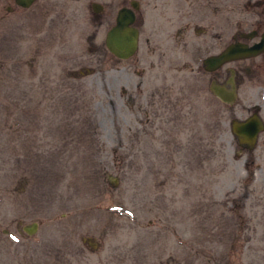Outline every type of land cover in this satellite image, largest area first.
Wrapping results in <instances>:
<instances>
[{
  "label": "rangeland",
  "instance_id": "rangeland-1",
  "mask_svg": "<svg viewBox=\"0 0 264 264\" xmlns=\"http://www.w3.org/2000/svg\"><path fill=\"white\" fill-rule=\"evenodd\" d=\"M125 3L0 0V264H264V130L230 128L264 121V62L206 71L211 42L155 20L118 59L103 37ZM254 24L264 0H224L225 44ZM231 69L227 103L210 84Z\"/></svg>",
  "mask_w": 264,
  "mask_h": 264
},
{
  "label": "flooded vegetation",
  "instance_id": "flooded-vegetation-1",
  "mask_svg": "<svg viewBox=\"0 0 264 264\" xmlns=\"http://www.w3.org/2000/svg\"><path fill=\"white\" fill-rule=\"evenodd\" d=\"M96 2V1H92ZM91 2V3H92ZM131 2L135 4V7L131 5ZM90 3V7H91ZM99 4L98 10L92 11L98 13L102 10L103 6L101 3ZM126 6L133 11V22L131 23L137 30V46H138V36L140 32H142V26H146L150 23V20H155L158 23V29L154 33L155 35L161 33L163 37H170L174 40H184L189 41L192 38V34L202 35L203 38L200 40H206L207 42L205 46V54L201 57L200 63L202 65V58L205 56L218 53L222 50L226 44L231 41H240L246 43L247 45L256 44L259 41H263L264 45V27H258L256 24L248 28L247 30L241 32H235L232 35L231 41L228 43L223 42V34H224V0H127V3L119 5L115 13L113 15L112 23L106 28V30L114 23L115 14L118 8ZM105 30V31H106ZM163 31V32H161ZM105 33V32H104ZM239 37V38H238ZM216 41L217 44H214ZM137 50V47L135 51ZM135 53V52H134ZM251 58H255V67H250V73L253 72L257 76V68L258 61L264 62V47L257 50L256 53L248 56ZM244 57V58H248ZM242 59V58H238ZM236 60V59H235ZM226 63V62H225ZM224 64V63H223ZM218 66L213 70L216 72L218 69L222 68V65ZM264 67V63L262 64ZM204 69V68H203ZM205 70V69H204ZM260 75H264V72H261ZM231 76L233 81V70L229 72V74L225 77L226 84L212 82L211 84H222L224 86H228L229 83L227 79ZM264 80V77L257 76V80ZM234 83V81H233ZM210 84V85H211ZM260 88V97L261 104L254 103L257 108L261 107L264 110V84L258 85ZM235 91V84H234ZM235 98V96H234ZM256 114L262 123V130H264V121L258 115L257 110L250 111L249 115ZM247 115V116H249ZM245 116L244 118H246ZM243 118V119H244ZM242 120V119H241ZM260 130L259 132H261ZM258 132V133H259ZM257 133V134H258Z\"/></svg>",
  "mask_w": 264,
  "mask_h": 264
},
{
  "label": "water",
  "instance_id": "water-1",
  "mask_svg": "<svg viewBox=\"0 0 264 264\" xmlns=\"http://www.w3.org/2000/svg\"><path fill=\"white\" fill-rule=\"evenodd\" d=\"M33 1L34 0H13L16 5L21 7H27ZM131 5L135 7L133 2H131ZM99 7L98 3H91V8L93 10H98ZM133 18L132 9L126 6L118 8L114 23L104 33L103 44L105 48L118 59L130 57L137 47V30L131 24ZM263 47V41H259L252 45H247L240 41H231L218 53L202 58V65L205 70H213L227 61L248 57ZM227 82L229 83L228 86L211 84L210 88L218 98L228 103L233 101L235 91L231 76L227 79ZM230 128L241 142L245 143L247 146H251L256 139L257 133L262 130L263 127L258 116L253 113L243 120H232ZM21 228L28 234L33 233L37 228V222L30 221L27 224H22Z\"/></svg>",
  "mask_w": 264,
  "mask_h": 264
}]
</instances>
